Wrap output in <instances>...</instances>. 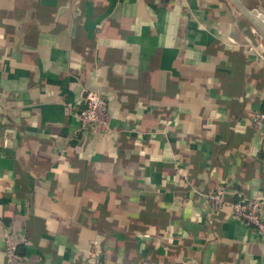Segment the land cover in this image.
Here are the masks:
<instances>
[{
  "label": "crops",
  "instance_id": "1",
  "mask_svg": "<svg viewBox=\"0 0 264 264\" xmlns=\"http://www.w3.org/2000/svg\"><path fill=\"white\" fill-rule=\"evenodd\" d=\"M243 21L227 0H0V264L7 242L20 264H95L94 240L96 264H264L204 197L264 201V55ZM91 92L110 132L78 139Z\"/></svg>",
  "mask_w": 264,
  "mask_h": 264
},
{
  "label": "built area",
  "instance_id": "2",
  "mask_svg": "<svg viewBox=\"0 0 264 264\" xmlns=\"http://www.w3.org/2000/svg\"><path fill=\"white\" fill-rule=\"evenodd\" d=\"M78 122L77 138L83 139L90 131L109 133L108 122L110 118L109 103L105 96L98 92H91L86 96L83 107L75 108L71 114ZM254 130L264 132V112L254 111L250 116ZM227 192L223 187L206 194L205 202L211 211L222 207L228 209V215L241 220L255 230L264 242V201L259 199H236L228 201ZM5 249L6 264H20L21 257L16 253L14 244L7 242ZM101 254L98 241H92L85 250L89 262L98 263Z\"/></svg>",
  "mask_w": 264,
  "mask_h": 264
},
{
  "label": "water",
  "instance_id": "3",
  "mask_svg": "<svg viewBox=\"0 0 264 264\" xmlns=\"http://www.w3.org/2000/svg\"><path fill=\"white\" fill-rule=\"evenodd\" d=\"M227 2L235 9L241 18L251 27V29L257 34L258 38L264 42V26L254 15V9H252L246 0H227ZM213 116L211 113L210 117Z\"/></svg>",
  "mask_w": 264,
  "mask_h": 264
},
{
  "label": "rangeland",
  "instance_id": "4",
  "mask_svg": "<svg viewBox=\"0 0 264 264\" xmlns=\"http://www.w3.org/2000/svg\"><path fill=\"white\" fill-rule=\"evenodd\" d=\"M251 2L255 3L257 7H260L261 9H264V0H250ZM244 28L247 29V33L249 35V40L253 43H255L262 55H264V42L261 41L257 34L251 29V27L243 21Z\"/></svg>",
  "mask_w": 264,
  "mask_h": 264
},
{
  "label": "trees",
  "instance_id": "5",
  "mask_svg": "<svg viewBox=\"0 0 264 264\" xmlns=\"http://www.w3.org/2000/svg\"><path fill=\"white\" fill-rule=\"evenodd\" d=\"M167 0H159V2H161V3H163V2H166ZM208 72H209V69L208 70H206V71H204L202 74H208ZM198 74H199V72H198ZM190 76H187V77H185L184 78V81H186V83L187 82H190L191 80H189V78H191V73L189 74ZM192 75H193V73H192ZM196 81L197 82H199L198 81V78L196 79ZM196 81H195V83L194 84H186V83H184L183 85H180V90H179V92H181L183 95L185 94V93H192V95L195 93L194 91H196L197 90V84H196ZM182 86V87H181ZM190 93V94H191ZM192 119H198V118H192ZM188 125H189V127H191L190 126V124L191 123H189V121H187L186 122Z\"/></svg>",
  "mask_w": 264,
  "mask_h": 264
},
{
  "label": "bare ground",
  "instance_id": "6",
  "mask_svg": "<svg viewBox=\"0 0 264 264\" xmlns=\"http://www.w3.org/2000/svg\"><path fill=\"white\" fill-rule=\"evenodd\" d=\"M254 15L261 22V24L264 26V15H262V14L256 15L255 13H254Z\"/></svg>",
  "mask_w": 264,
  "mask_h": 264
}]
</instances>
